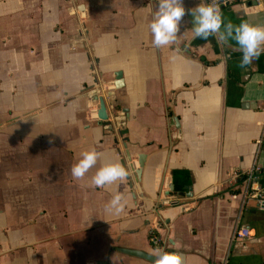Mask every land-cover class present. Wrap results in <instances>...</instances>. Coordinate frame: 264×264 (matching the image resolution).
Instances as JSON below:
<instances>
[{
  "label": "crops",
  "instance_id": "0c3cea01",
  "mask_svg": "<svg viewBox=\"0 0 264 264\" xmlns=\"http://www.w3.org/2000/svg\"><path fill=\"white\" fill-rule=\"evenodd\" d=\"M155 8L156 0H0V264H154L113 249H160L150 224L187 264H264V204L244 196L264 197V52L241 68L234 41L184 48L190 15L179 45L157 49ZM221 9L235 24L264 25V0ZM123 107L120 133L112 117ZM93 148L96 167L73 179L72 165ZM122 160L129 178L91 185L102 164ZM117 193L126 201L119 216L106 208ZM240 225L248 237H232Z\"/></svg>",
  "mask_w": 264,
  "mask_h": 264
},
{
  "label": "clouds",
  "instance_id": "9594fccd",
  "mask_svg": "<svg viewBox=\"0 0 264 264\" xmlns=\"http://www.w3.org/2000/svg\"><path fill=\"white\" fill-rule=\"evenodd\" d=\"M192 17V37L183 45L187 48L192 40L214 38L221 47H232L235 42L237 50L242 53L240 67L247 68L264 52V25L251 23L247 20L239 24L226 19L219 0L200 2L193 8H186L184 0H156V8L148 27L152 36V44L157 49L179 45V35L185 16ZM100 153L94 148L81 153L80 159L72 165L71 176L82 180L91 169L96 167ZM132 175L131 171L121 162L102 164L91 177V185L97 188H109L123 182ZM126 201L117 193L112 196L106 206L113 215L124 212ZM154 264H187L185 256L179 251H166L163 248L154 250Z\"/></svg>",
  "mask_w": 264,
  "mask_h": 264
},
{
  "label": "built area",
  "instance_id": "2783aa9c",
  "mask_svg": "<svg viewBox=\"0 0 264 264\" xmlns=\"http://www.w3.org/2000/svg\"><path fill=\"white\" fill-rule=\"evenodd\" d=\"M205 3L207 2H210V0H203ZM245 1H252V0H219V4H220V7L223 8V7H226V6H230L232 5L233 3H236V2H245ZM255 2H259L260 0H253ZM261 136L263 139V136H264V122L262 124V128H261ZM256 170V166L253 165L252 167H250L247 171H245L243 174H242V177L243 179H245L247 182H249L250 180L253 179V177L255 176L254 172ZM239 174L237 173H233L232 174V177H237ZM244 196H252V197H255L256 198V204L259 205V206H262L264 204V197L261 196V194L255 190V191H251L249 193H244ZM177 197L175 196H166V197H163L161 198V201L163 203H174L177 201ZM148 240L154 245V246H157V247H161V237L160 235L156 232V226L155 225H151L149 226V229H148ZM249 228L245 225H240L238 226L237 228H234V230L232 231V237H235V238H244V237H248L249 235Z\"/></svg>",
  "mask_w": 264,
  "mask_h": 264
},
{
  "label": "water",
  "instance_id": "95a60500",
  "mask_svg": "<svg viewBox=\"0 0 264 264\" xmlns=\"http://www.w3.org/2000/svg\"><path fill=\"white\" fill-rule=\"evenodd\" d=\"M251 3H255V1H251ZM115 75V78L119 79L120 77V71H116L114 73ZM120 81L117 80L114 85L117 87L119 85ZM94 98H96L97 100V108H96V116L99 118V119H102V120H105L106 117H107V112H106V109H105V104H104V100L102 98V96L100 95H93ZM121 114H114L113 115V121L115 123V125L119 128L120 130V133H124L125 132V128H124V120L127 116V110L126 108H121ZM106 127H110L111 126V123H106L105 125ZM125 157L127 160H130V157L128 155V151L127 149H125ZM136 162H137V165L136 167H133L134 169V173H138L139 171V166L141 165L142 163V159H141V155H137V159H136ZM121 163L127 168L126 166V161L122 160ZM129 166V164H128ZM113 249L115 250H118V251H122V252H125V253H128V254H132V255H136V256H140V257H143L149 261H154L155 257L150 254V253H147L141 249H136V248H132V247H124V246H116V247H113ZM96 264H107L106 260H100V261H97Z\"/></svg>",
  "mask_w": 264,
  "mask_h": 264
}]
</instances>
